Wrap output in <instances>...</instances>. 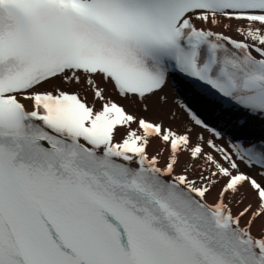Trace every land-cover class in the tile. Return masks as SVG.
<instances>
[{
    "label": "snow or ice",
    "instance_id": "obj_1",
    "mask_svg": "<svg viewBox=\"0 0 264 264\" xmlns=\"http://www.w3.org/2000/svg\"><path fill=\"white\" fill-rule=\"evenodd\" d=\"M0 264H264V0H0Z\"/></svg>",
    "mask_w": 264,
    "mask_h": 264
},
{
    "label": "bare ground",
    "instance_id": "obj_2",
    "mask_svg": "<svg viewBox=\"0 0 264 264\" xmlns=\"http://www.w3.org/2000/svg\"><path fill=\"white\" fill-rule=\"evenodd\" d=\"M163 94L168 97L167 103L163 104L156 97H153L148 101V103L150 105V111H148V112H144L138 104H133L130 101H121V102L127 104L129 107V110L135 112L138 115L147 116V117L152 118V119L164 118L166 123L171 124L174 128L183 130L185 125L191 126L188 122V118H187L186 114L179 107V100L181 97L179 96L178 92L176 90L174 91L173 88L169 85L164 90ZM170 113L176 114L174 119H171L169 117ZM197 131H199V129H197ZM160 148H161V145L159 144V142L154 141L149 150L151 152L155 153V152L159 151ZM166 158H167V154H165V156H164L165 160H166ZM189 162H190V160H189V157L187 156V154L183 155L181 157L180 167L177 168V171L179 172ZM242 167H244V165H242ZM245 170H248V169L245 168ZM217 191H218V188H217ZM216 195H217V192H213L212 195L209 197V200H214ZM257 227H259V225Z\"/></svg>",
    "mask_w": 264,
    "mask_h": 264
}]
</instances>
